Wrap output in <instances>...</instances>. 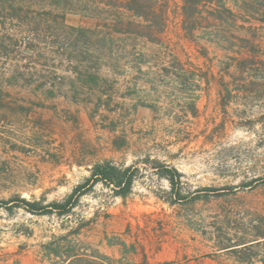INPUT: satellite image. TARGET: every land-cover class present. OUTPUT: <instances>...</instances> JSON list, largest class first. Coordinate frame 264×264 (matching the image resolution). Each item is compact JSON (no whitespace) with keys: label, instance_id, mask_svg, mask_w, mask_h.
I'll return each mask as SVG.
<instances>
[{"label":"rangeland","instance_id":"obj_1","mask_svg":"<svg viewBox=\"0 0 264 264\" xmlns=\"http://www.w3.org/2000/svg\"><path fill=\"white\" fill-rule=\"evenodd\" d=\"M182 3H166L161 48L113 29L147 32L115 0H0V264H58L66 248L96 263L264 264V38L238 30L254 48L241 54L188 39ZM123 45L166 50L209 83L150 57L138 73ZM227 56L246 69L226 71ZM104 162L139 170L127 197L97 185L67 217L17 201L62 202ZM158 165L181 174L178 195Z\"/></svg>","mask_w":264,"mask_h":264},{"label":"trees","instance_id":"obj_2","mask_svg":"<svg viewBox=\"0 0 264 264\" xmlns=\"http://www.w3.org/2000/svg\"><path fill=\"white\" fill-rule=\"evenodd\" d=\"M118 4L122 5L125 12L130 13L138 22H133L135 28H144L148 33L142 31L126 30L122 28L124 22L121 18L116 20L113 24V29L121 35H130L132 40L144 39L152 42L157 46L163 47V36L169 29V17L166 12V3L168 0H125V2ZM121 8L119 6H116ZM181 20L179 22V29L182 35L192 40H204L208 43L215 44L221 50L228 54H241L244 51L249 53L254 52V48L249 46L248 41L236 36L238 30L248 32L253 38H264V0H183L180 8ZM239 22L242 24L239 25ZM72 32H79L76 28H70ZM196 32H200L199 36ZM86 33V32H85ZM159 34V35H156ZM155 35V38H153ZM162 36V38H161ZM103 41L110 42L108 38H103ZM124 41V40H120ZM124 46V45H123ZM121 50L120 57H129L132 61L131 69L138 73H142V67L146 58L150 57L145 51H138L136 46H133L129 51ZM165 49V48H164ZM163 49H155L151 54L149 60L153 61L155 68H159L165 76H172L178 80L185 77H192L193 86L200 88L201 85H207L209 80H206L200 70L192 66H187L185 63L179 62L171 54H167ZM241 52V53H240ZM171 55V56H170ZM231 63L225 64L226 71H229L233 63L234 68L246 69L243 61L236 60L232 56H227ZM253 61H250L252 63ZM116 67V66H114ZM118 70L120 68L116 67ZM248 69V68H247ZM246 73L244 70L241 71ZM228 73V72H226ZM187 80V79H183ZM208 81V82H207ZM195 109V103L192 104L191 110ZM162 177L168 182L171 194H179L181 174L174 168L166 165L157 166ZM139 170L133 166H116L110 162H104L95 165L90 176L82 183L77 185L72 193L62 202L50 203L42 206L37 203L26 202L25 200H17L19 205L24 207L27 212L43 216L56 214L59 217L69 216L73 209L79 203V200L84 195L92 192L97 185L110 189L115 197H127L133 188L134 183L137 181ZM14 202V201H13ZM9 202L3 203L5 206ZM11 203V202H10ZM80 227H77L73 234H78ZM245 245V244H243ZM74 250L66 248L63 253L54 250L53 256L61 259V262L76 261L83 264H112L106 256H100V262H95V258L91 255H78L74 254ZM145 264V263H144Z\"/></svg>","mask_w":264,"mask_h":264},{"label":"crops","instance_id":"obj_3","mask_svg":"<svg viewBox=\"0 0 264 264\" xmlns=\"http://www.w3.org/2000/svg\"><path fill=\"white\" fill-rule=\"evenodd\" d=\"M58 264H69V263H67V262H65V263L64 262H61V263H58Z\"/></svg>","mask_w":264,"mask_h":264}]
</instances>
